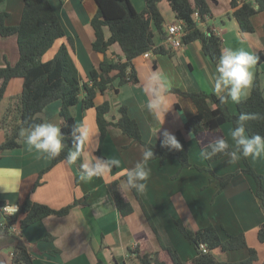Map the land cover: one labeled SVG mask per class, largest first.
<instances>
[{
    "label": "crops",
    "instance_id": "crops-1",
    "mask_svg": "<svg viewBox=\"0 0 264 264\" xmlns=\"http://www.w3.org/2000/svg\"><path fill=\"white\" fill-rule=\"evenodd\" d=\"M230 1L209 0L212 14L205 21L199 22V27L203 30L210 29L218 35L222 49L242 47L254 55L264 51V11L252 16L254 31L242 32L231 16ZM50 2L57 11L66 35L74 40L75 62L82 80H89L92 68L99 61L104 58L116 59L121 55L118 44L111 45L102 53L91 49L94 30L90 21L96 12L94 0ZM130 2L137 11H142L145 7V0ZM157 6L164 18L163 28L167 34V27L179 20L165 0L159 1ZM22 9L23 0H0V11L8 13V25L19 23ZM195 19L198 20V17L195 16ZM166 38H161L155 31V45L165 46L168 53L149 51L147 56L142 54L132 59L138 84L119 85L118 79H115L112 89L96 94L95 105L106 100L109 102V110L104 114V119L111 124L103 137L97 125L94 107L83 109L79 103L73 109L78 126L82 124L93 132H98L101 156L120 161L119 166H114L109 174L93 177L88 182L79 180L83 166L98 156V150L94 151L97 147L95 137L85 143L80 166L74 163L69 167L64 160L48 168L51 159L40 156L35 150L29 151L21 136L17 148L0 152V201L20 205L29 198L54 209L77 201L68 214L49 215L22 229L21 238L33 255L35 264H95L99 257L104 264H140L137 259L129 256V251L137 243L144 251H160V244L145 220L139 201L133 190L125 186V169L135 166L141 159L144 147L140 142L130 139L114 123L120 117L119 109L125 106L128 115L137 122L144 142L154 143L164 130L173 134L183 130L186 121L197 112L191 99L170 91L167 100L172 106L160 127L161 121L146 107L149 99L144 91L146 79L153 72L162 71L169 79L171 89L215 94L211 80L218 63H214L203 52L200 40L183 43L177 48L166 42ZM62 41L64 40H57L43 59H50ZM18 58L17 37L0 36V67L13 65ZM257 71L264 95V61L257 63L255 74ZM22 87L23 79L13 78L3 100L20 93ZM227 104L232 113L237 112V104ZM60 106L59 100L48 104L38 113L41 122L47 120L60 126ZM159 127L160 131L155 137ZM232 128L230 122H225L220 127L221 134L230 144L233 143L230 137ZM4 136L5 129L0 127V144ZM187 144L191 164L206 167L192 133L187 134ZM227 160L224 156L211 163L212 171L219 176L238 171L221 191H218L217 180H212L209 171L181 168L176 159L150 160L148 166L151 168V176L147 181V188L143 192L136 191L164 245L171 247L188 263L196 255V250L180 234L177 222L192 230L212 224L221 239H225L227 233H243L248 246L256 249L259 262L264 261V244L257 238V231L264 221V212L255 193V182L249 174L242 172L245 166L243 158L235 164H230ZM245 160L257 173L264 175V154L256 160L251 157ZM44 169L46 171L41 176L40 184L34 186L39 173ZM115 180L120 182L123 196L133 206L130 214H120L114 203L111 185ZM215 256L221 261H237L245 258L247 251L216 253ZM162 258L168 260L164 253Z\"/></svg>",
    "mask_w": 264,
    "mask_h": 264
},
{
    "label": "trees",
    "instance_id": "trees-1",
    "mask_svg": "<svg viewBox=\"0 0 264 264\" xmlns=\"http://www.w3.org/2000/svg\"><path fill=\"white\" fill-rule=\"evenodd\" d=\"M94 1L96 12L90 21L94 30L91 49L94 52L102 53L111 45L118 44L121 55L116 59L104 58L99 61L92 68L90 78L87 81L82 80L79 75L75 62L74 40L66 35L57 11L50 0H23L20 21L16 25H8L6 22L8 13L0 11V36L15 35L19 52V58L15 64H6L0 67V104L9 82L17 77L23 79L21 92L9 99L0 117V127L5 129L4 140L0 144V152L17 148L20 145V129L41 123L38 113L51 102L59 100L61 102L59 110L60 127L65 135V147L57 157L51 159L48 168L66 160L65 157L68 152L76 150L77 147L72 135L73 127L78 126L74 117V107L81 103L83 109L95 108L97 125L101 137H103L111 124L104 119V114L109 110V102L106 100L99 105H95L94 98L96 94L112 89L115 79H118L119 85L124 83L138 84L136 70L132 64L133 58L148 51L168 53L165 46H157L154 42L155 31L158 32L161 38L165 39L167 37L163 28L164 18L157 6L161 0H145V7L142 11H137L130 0ZM165 1L170 6L176 19L183 22L185 29V34L182 36L183 43L200 40L203 52L214 63H217L222 50L221 39L210 29L203 30L199 27V22L205 21V18L212 14L209 0ZM230 5L232 8L231 16L236 20L239 29L242 32L254 31L252 16L259 11H264V0H231ZM195 16L198 17V20L195 19ZM59 39L64 41L61 42L50 59L44 60V54ZM256 56L259 57L258 63L264 61V51L258 52ZM171 91L190 98L197 109L196 114L186 121L184 129L174 134L182 145L181 151L161 147V135L154 143L144 142L141 139L137 122L128 115L125 106L119 109L120 117L114 125L133 141L140 142L144 148L146 146L153 147L155 158L152 160L176 159L181 168L191 167L209 171L212 180H217L218 191H221L238 171L222 176L216 175L212 171L211 163L224 157L223 154L204 159L206 167L191 164L187 134L192 133L194 135L200 151L205 149L210 151L208 144L214 142L218 136L224 137L220 132L223 123L230 122L234 128L240 113H259L261 117H264V95L259 72L257 71L255 74L249 97L237 104L236 113L229 110L228 104H222L215 94H208L203 91L187 92L180 89H171ZM245 130L249 136L255 134L264 136V119L246 121ZM84 145L81 146V155L75 162L78 166L82 162ZM97 155L101 156L99 150ZM243 159L245 166L242 172L253 178L256 185L255 193L264 212V175L257 173L247 164L245 158ZM45 171L46 169L39 173L34 186L40 184L41 176ZM111 186L114 203L120 214L132 213L133 206L123 196L120 182L115 180ZM132 190L142 207L145 220L161 248L160 251H144L137 243L129 251V256L137 259L140 264H264V261L259 262L256 249L248 246L243 233H227L226 238L221 239L212 224L192 230L185 224L177 222L176 227L180 234L196 250V255L190 263L182 260L175 250L164 245L156 225L143 205L140 196L135 189ZM75 204H77V201L65 207L54 209L26 198L18 205V209L14 214L0 217V222L2 220L7 222V227L0 228V252L3 248L10 251V260H7V262L0 253V264H35L33 255L24 244L21 235L15 230V226L19 223L20 227L24 228L49 215L64 216ZM3 205H5V202L0 201V206ZM257 238L264 244V221L257 231ZM239 250L247 251V256L237 261H221L215 256L216 253ZM163 253L166 254L168 260L162 258ZM95 264L104 263L99 257Z\"/></svg>",
    "mask_w": 264,
    "mask_h": 264
},
{
    "label": "clouds",
    "instance_id": "clouds-1",
    "mask_svg": "<svg viewBox=\"0 0 264 264\" xmlns=\"http://www.w3.org/2000/svg\"><path fill=\"white\" fill-rule=\"evenodd\" d=\"M183 42V41H182ZM259 57L244 48L224 47L218 57V63L212 76L211 85L214 93L218 96L222 104L229 102L239 104L246 100L253 86L255 79V68ZM144 91L148 95V111L160 120V127L164 122L165 114L170 110L172 104L168 103L167 97L171 91L169 79L163 72H153L145 81ZM264 119L259 113H240L236 126L230 130L232 144L223 136L215 138L214 142L208 144V149L202 150L200 155L204 159H210L217 154H223L228 158L230 164L238 163L241 158L251 157L256 160L264 154V136L255 134L249 136L246 134L245 122L248 120ZM160 127L155 132V137L160 131ZM19 135L24 139L29 151L35 150L40 156L47 159L57 157L63 148L65 135L58 124L45 120L44 122L32 124L27 128H21ZM72 135L76 142V150L69 151L65 157L69 167L73 165L81 155V146L89 142L92 137L97 139L99 150V134L93 132L84 125L75 126L72 129ZM161 147H167L169 150H182V145L176 136L164 130L161 133ZM155 158L153 147H145L141 159L135 166L125 169L126 184L129 189H135L137 192H143L147 188V181L151 176L149 161ZM117 159H105L101 156H95L94 160L83 166V172L79 176L82 182H88L93 177H102L111 172L114 166H119ZM7 205V204H5ZM17 211L16 206H11L9 214ZM18 234H20L17 231Z\"/></svg>",
    "mask_w": 264,
    "mask_h": 264
},
{
    "label": "built area",
    "instance_id": "built-area-1",
    "mask_svg": "<svg viewBox=\"0 0 264 264\" xmlns=\"http://www.w3.org/2000/svg\"><path fill=\"white\" fill-rule=\"evenodd\" d=\"M167 34L168 37L166 38V42H168L173 47H180L183 44L182 36L185 34L183 22L179 20L178 22L170 24L167 27ZM144 55L147 56L148 52H145ZM11 206H16L18 209V205L7 204L0 206V217H5L7 214L9 215V209ZM4 227H7V222L5 220H2L0 222V228ZM201 247H203V245H201Z\"/></svg>",
    "mask_w": 264,
    "mask_h": 264
},
{
    "label": "rangeland",
    "instance_id": "rangeland-1",
    "mask_svg": "<svg viewBox=\"0 0 264 264\" xmlns=\"http://www.w3.org/2000/svg\"><path fill=\"white\" fill-rule=\"evenodd\" d=\"M148 54H149V51H148ZM8 102H9V98H7V97L3 100V102H1V104H0L1 105L0 106V117L3 114V111H4L5 107L7 106ZM22 229L23 228L20 227L19 223L15 226V230L18 231L20 233V235L22 234L21 233ZM9 252L10 251H8L5 248L1 249V252H0L2 257L4 258V260L6 262H7V260H10Z\"/></svg>",
    "mask_w": 264,
    "mask_h": 264
}]
</instances>
